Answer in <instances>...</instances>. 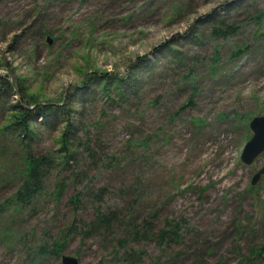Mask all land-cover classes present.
Here are the masks:
<instances>
[{
  "label": "rangeland",
  "instance_id": "374dc122",
  "mask_svg": "<svg viewBox=\"0 0 264 264\" xmlns=\"http://www.w3.org/2000/svg\"><path fill=\"white\" fill-rule=\"evenodd\" d=\"M256 115L264 0H0V264H264V152L240 158ZM26 151L57 164L24 205ZM110 209L115 233L65 238ZM166 219L180 242L132 239Z\"/></svg>",
  "mask_w": 264,
  "mask_h": 264
},
{
  "label": "trees",
  "instance_id": "16d2710c",
  "mask_svg": "<svg viewBox=\"0 0 264 264\" xmlns=\"http://www.w3.org/2000/svg\"><path fill=\"white\" fill-rule=\"evenodd\" d=\"M230 25L220 24L217 26L216 21L211 22V32L217 36H225L227 37L231 32L232 28H229ZM41 108V106H39ZM44 116H46L44 113ZM30 115L29 110L21 109L20 112L13 114V117H16V121L18 124H22L21 132L25 133L26 135H30V127L28 116ZM64 134V135H63ZM62 137V148L66 152L63 156L64 163L68 162V157L70 155V149L66 144V134L67 131L63 132ZM24 137V136H23ZM17 143H20L18 141ZM27 145V142H26ZM67 158V159H66ZM26 161L27 165L25 166V178L22 180V183L17 189L15 193L16 201L26 205L28 204L38 193H40L43 189V180L50 174L54 166L57 164L55 158L48 153H41V154H33L30 151H26ZM103 188L100 189V195ZM99 195V196H100ZM97 194L93 195L96 199H99ZM79 198L78 195H73L70 198V202L75 204L78 202ZM79 226L76 224H71L69 226L68 232L65 233V238L68 236L70 231H73L72 234L80 235L81 237H91V236H104L107 233H112V230H115L114 225L117 221H120L118 213L116 210H107L101 211L96 210L94 218L89 221L88 223L83 222L84 220H80ZM87 222V221H86ZM121 222V221H120ZM122 224V222H121ZM81 226V227H80ZM139 228V229H138ZM155 226L153 222L148 220H143L140 226L135 227L134 231L132 232L133 238L132 239H152L155 240L160 244L170 245L171 243H178L180 242L181 236V225L179 222L171 219H166L164 224L161 227ZM138 229V230H137ZM137 230V231H136ZM113 231V233H115ZM59 246V244H58ZM50 251L57 250L55 244L54 246L49 249ZM138 254L135 249H129L126 252L120 253L119 260L123 262L129 263H137ZM264 258V256H263Z\"/></svg>",
  "mask_w": 264,
  "mask_h": 264
},
{
  "label": "water",
  "instance_id": "95a60500",
  "mask_svg": "<svg viewBox=\"0 0 264 264\" xmlns=\"http://www.w3.org/2000/svg\"><path fill=\"white\" fill-rule=\"evenodd\" d=\"M249 129L252 134L244 143L240 158L245 164H250L261 153L264 152V115H256L249 121ZM261 176L264 178V161L262 166L256 170L251 178V184H255ZM63 264H78L76 257L63 255Z\"/></svg>",
  "mask_w": 264,
  "mask_h": 264
}]
</instances>
